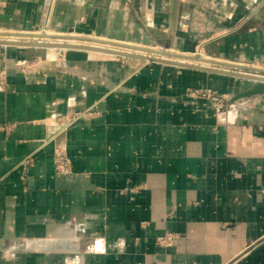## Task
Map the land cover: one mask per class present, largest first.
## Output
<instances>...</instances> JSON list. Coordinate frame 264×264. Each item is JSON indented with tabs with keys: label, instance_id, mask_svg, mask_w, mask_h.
<instances>
[{
	"label": "crops",
	"instance_id": "0c3cea01",
	"mask_svg": "<svg viewBox=\"0 0 264 264\" xmlns=\"http://www.w3.org/2000/svg\"><path fill=\"white\" fill-rule=\"evenodd\" d=\"M0 28L264 64V0H0ZM59 48L0 45V264H264L254 81Z\"/></svg>",
	"mask_w": 264,
	"mask_h": 264
},
{
	"label": "water",
	"instance_id": "95a60500",
	"mask_svg": "<svg viewBox=\"0 0 264 264\" xmlns=\"http://www.w3.org/2000/svg\"><path fill=\"white\" fill-rule=\"evenodd\" d=\"M40 35L46 36V37L51 38V39H60V40L71 37V35H64V34L42 33ZM87 40H94V41H99L102 43H112L113 45H116V46H121V47H126V48L129 47V48H133L135 50L140 49V50L147 51V52H156V53L161 54V55H167V56L174 55L177 59L176 60L163 59V58H159V57L146 56V55L130 53V52H123V51L110 52V50H105V49L102 50L105 52L107 51L109 53H114L116 55L129 56V57H139L142 59H148V60H153V61L176 63V64L189 65V66L200 67V68H205V69H212L214 71H219L222 73H228V74L237 75L240 77L249 78V79L254 81V83L251 87L233 95L231 97V101H235L241 97H246V96H251L254 94L264 93V68H259V67H255L252 65H244V64L230 63V62L226 63V62H222V61L206 59V58L201 57L200 55H186V54H182V53H172V52H169L166 50H159V49H156L154 47L132 45V44L123 43L120 41H112V40L98 39V38L87 39ZM8 44L37 45V46H50L51 45V43H39V42H31V41H4V40H0V45H8ZM70 47H83V46L72 45ZM183 58L184 59H195L197 61L201 60V61H206L209 63H216L220 66L219 67H211V66H207V65H198V64H194V63H189L187 61H181V60H183Z\"/></svg>",
	"mask_w": 264,
	"mask_h": 264
},
{
	"label": "bare ground",
	"instance_id": "6f19581e",
	"mask_svg": "<svg viewBox=\"0 0 264 264\" xmlns=\"http://www.w3.org/2000/svg\"><path fill=\"white\" fill-rule=\"evenodd\" d=\"M48 29V28H47ZM46 29V30H47ZM45 33V32H40V31H16V30H0V40H4V41H31V42H39V43H51V46H56V47H70L72 45H81L83 46L82 48H87V49H91L94 51H101L107 54H114V53H109V52H105L102 51L103 49L105 50H110V52L113 51H123V52H130V53H136V54H141V55H146V56H153V57H159V58H163V59H172V60H176V57H172V56H165V55H157L156 52H150L149 54H147L146 52H140V51H136L133 48L130 50V48H126V47H121V46H116L113 45L112 43H102L99 41H90V42H83L80 40H75V41H65V40H60V39H51L48 38L46 36H42L40 34ZM46 34H54L51 32H46ZM98 39H102V38H98ZM108 40V39H107ZM114 41V40H112ZM124 43V42H123ZM68 44V45H67ZM20 45V44H18ZM135 45V44H132ZM26 46H32V45H26ZM116 55V54H115ZM181 61H187L189 63H192V60H181ZM207 65V64H206Z\"/></svg>",
	"mask_w": 264,
	"mask_h": 264
},
{
	"label": "built area",
	"instance_id": "2783aa9c",
	"mask_svg": "<svg viewBox=\"0 0 264 264\" xmlns=\"http://www.w3.org/2000/svg\"><path fill=\"white\" fill-rule=\"evenodd\" d=\"M189 91L191 92V94L195 96L208 98L217 103L223 100V96L218 91L210 89V88H206V89L196 88V89H190ZM81 115H84V113L75 114L73 117H71V119L68 120V122L74 121ZM59 159L66 160V158L62 156L61 154L59 155ZM175 237H176L175 233L168 232V233L159 235L157 237V242L162 245H170L174 242Z\"/></svg>",
	"mask_w": 264,
	"mask_h": 264
},
{
	"label": "rangeland",
	"instance_id": "374dc122",
	"mask_svg": "<svg viewBox=\"0 0 264 264\" xmlns=\"http://www.w3.org/2000/svg\"><path fill=\"white\" fill-rule=\"evenodd\" d=\"M47 29V28H46ZM44 30V31H41V30H37V31H40V32H50L49 31V29H47V30ZM0 30H2V28H0ZM3 30H5V29H3ZM64 35H67V34H64ZM94 37H77V36H72L71 35V37L70 38H66V39H61V40H65V41H75V40H80V41H83V42H90V41H94V40H87V39H93ZM105 44V43H104ZM20 46H25V45H20ZM32 46H37V45H32ZM39 47V46H38ZM44 47H50V46H44ZM67 48H71V47H63V48H59V49H62V50H64V49H67ZM78 48H82V47H78ZM132 48H130V50H131ZM156 49H159V50H164V49H160V48H156ZM135 50V49H134ZM136 51H140V52H146L147 54H149L150 52H147V51H143V50H140V49H137ZM170 52V51H169ZM62 53H64V52H62ZM99 53H102V52H99ZM104 53V52H103ZM107 54V53H106ZM151 54V53H150ZM157 54V53H156ZM111 55H115V54H111ZM158 55H161V54H157V55H155V56H158ZM166 56V55H165ZM170 56H172V57H175L174 55H170ZM23 63V62H22ZM21 63V64H22ZM259 66H261V68H264V64H262V65H259ZM0 80H1V85L2 86H4V87H6V85H7V83H6V79H5V76H4V72L3 71H1L0 72ZM191 93V92H190ZM222 95V94H221ZM223 96V99L225 98L224 97V95H222ZM75 114H77V112L76 113H73L72 115H71V117H73ZM62 156H64V155H62ZM64 161V160H63Z\"/></svg>",
	"mask_w": 264,
	"mask_h": 264
}]
</instances>
